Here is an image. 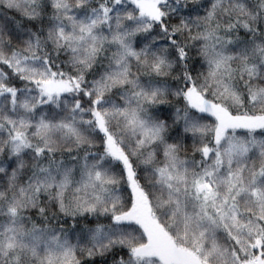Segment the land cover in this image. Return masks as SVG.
<instances>
[{
  "label": "snow or ice",
  "instance_id": "obj_1",
  "mask_svg": "<svg viewBox=\"0 0 264 264\" xmlns=\"http://www.w3.org/2000/svg\"><path fill=\"white\" fill-rule=\"evenodd\" d=\"M0 264H264V0H0Z\"/></svg>",
  "mask_w": 264,
  "mask_h": 264
}]
</instances>
